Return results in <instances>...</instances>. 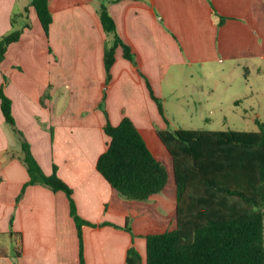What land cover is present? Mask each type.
Returning <instances> with one entry per match:
<instances>
[{
  "label": "crops",
  "instance_id": "0c3cea01",
  "mask_svg": "<svg viewBox=\"0 0 264 264\" xmlns=\"http://www.w3.org/2000/svg\"><path fill=\"white\" fill-rule=\"evenodd\" d=\"M31 2L0 0V37L13 31V19L24 29L0 65V85L12 101L16 127L43 172L50 176L56 167L73 191L78 215L94 225L82 228L85 264H127L131 248L146 264V237L166 230L134 231L135 213L148 218L159 213L165 221L168 202L176 218V188L172 202L165 189L146 204L123 198L97 170L110 143L106 122L117 126L127 117L142 135L156 133L163 116L149 86L159 100L165 87L176 98L170 82L178 81L174 75L178 69L183 74L181 67L234 60L260 70L264 0H49L48 36ZM103 3L135 59L118 47L109 80L105 49L114 34L102 25ZM211 6L227 18L220 27ZM23 157L0 102V264H80L67 195L41 184L22 194L30 179Z\"/></svg>",
  "mask_w": 264,
  "mask_h": 264
},
{
  "label": "trees",
  "instance_id": "16d2710c",
  "mask_svg": "<svg viewBox=\"0 0 264 264\" xmlns=\"http://www.w3.org/2000/svg\"><path fill=\"white\" fill-rule=\"evenodd\" d=\"M48 1L32 0L30 4L47 36L53 21ZM28 11L26 8L25 13ZM211 14L218 27L227 19L213 6ZM100 18L105 31L114 34L113 44L105 49L109 80L118 47H122L128 60L134 63L135 59L117 35L116 24L104 3ZM12 25L13 31L0 37V65L9 46L19 41L24 31L17 27L15 19ZM149 89L163 113L160 100L150 86ZM0 102L6 123L19 135L30 177L22 194L28 186L41 184L67 195L77 228L80 264H85L82 228L94 225L78 215L73 191L57 176L56 167L50 176L43 172L29 142L16 127L12 101L1 85ZM104 130L110 143L97 162V170L110 185L130 201H147L161 193L168 183V171L131 119L125 117L117 126L107 120ZM156 133L172 160L176 218L174 229L146 237V264H264V124L257 132ZM141 262L140 254L131 248L127 264Z\"/></svg>",
  "mask_w": 264,
  "mask_h": 264
},
{
  "label": "rangeland",
  "instance_id": "374dc122",
  "mask_svg": "<svg viewBox=\"0 0 264 264\" xmlns=\"http://www.w3.org/2000/svg\"><path fill=\"white\" fill-rule=\"evenodd\" d=\"M251 63L227 60L225 63H207L204 67L194 64L192 67H181L183 74L178 72L180 69H175L174 79L178 81L170 82V85L177 89V96L170 98L165 87L166 96L160 100L163 119L157 129L171 132L259 131L260 124H264V64L256 62L260 69L257 70ZM177 100L180 103H176ZM142 133L153 154L168 171V184L163 195L172 202L175 197V181L171 157L156 133ZM149 202L159 206V201ZM166 208L169 210V218L165 221H162L164 219L159 213L148 218L146 213L141 214L137 210L134 231L158 232L174 229L175 215L168 202ZM160 213L165 215L161 211Z\"/></svg>",
  "mask_w": 264,
  "mask_h": 264
}]
</instances>
